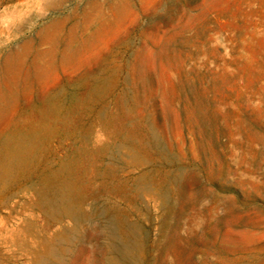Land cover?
Returning a JSON list of instances; mask_svg holds the SVG:
<instances>
[{"label":"rangeland","instance_id":"obj_1","mask_svg":"<svg viewBox=\"0 0 264 264\" xmlns=\"http://www.w3.org/2000/svg\"><path fill=\"white\" fill-rule=\"evenodd\" d=\"M0 96V264H264V0H0Z\"/></svg>","mask_w":264,"mask_h":264},{"label":"bare ground","instance_id":"obj_2","mask_svg":"<svg viewBox=\"0 0 264 264\" xmlns=\"http://www.w3.org/2000/svg\"><path fill=\"white\" fill-rule=\"evenodd\" d=\"M9 68H11V63L9 62V66H8V69ZM3 101H2V96H0V104L2 103ZM2 115H3V109L2 108H0V120H1V118H2Z\"/></svg>","mask_w":264,"mask_h":264}]
</instances>
